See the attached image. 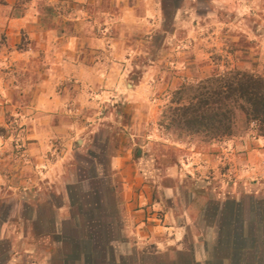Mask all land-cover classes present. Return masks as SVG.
<instances>
[{"label":"crops","instance_id":"obj_1","mask_svg":"<svg viewBox=\"0 0 264 264\" xmlns=\"http://www.w3.org/2000/svg\"><path fill=\"white\" fill-rule=\"evenodd\" d=\"M32 1L33 6L29 5L23 15L9 18L7 28L5 25L0 29L6 30L9 36L7 44L0 48V114L7 109L23 116V142L29 159L26 163H13L15 159L9 156V162L3 164L0 157V201L6 198L16 201L9 217L0 224V240L8 245L6 264H16L19 258L28 259V264H88L93 252L111 264H147L148 259H155V264H264V206L253 207L251 218H239L242 186L223 185L215 191L221 199L233 195L232 218L221 220L223 214L217 213L219 216L209 223L205 196L202 201L198 200V209L194 207L198 199L194 191H185L190 200L183 202L179 189L159 185L163 175L159 158L153 153L146 155L142 146L134 153L137 145L134 143L139 139L147 146L150 144L148 136L136 132L145 122L153 120L154 114L153 108L147 112L146 103L140 101L145 97L141 96L146 88L143 84L133 86L129 97L125 96L135 103L133 111L128 112L134 122L121 130L126 141L109 161L113 182L108 184L104 193L107 195L94 204L99 205L102 218L80 219L77 209L81 204L75 199L74 185L81 183V179L78 169H70L74 166L70 145L77 131L91 134L99 131L100 123H96L93 115L101 103L94 96L99 91L105 99L109 92L105 95L102 89L109 88L112 80L111 72L103 68L104 58L97 61L88 55L99 50L124 53L129 34L136 29L142 31L148 19L151 22L164 14V0H107L110 7L116 4L120 8L119 17L110 10L101 13L94 10L95 4L104 0H46L61 7L68 4L71 9L68 15L55 13L54 27L43 24L46 15L36 6V0ZM184 10L185 6L179 5L174 16L179 17ZM62 21L74 25L67 42L39 40L21 51L16 49L18 34L37 30L39 35L42 32L57 35ZM1 24L0 18V27ZM114 27L118 38L110 40L105 34ZM37 55L39 58L35 59ZM47 64L48 70L44 67ZM35 66L43 70L36 71ZM20 69L25 72L26 80L13 76ZM35 74H38L37 82ZM125 75L120 72L113 76L121 82ZM17 96L27 102L20 106ZM262 142L260 137L250 142L229 140L235 148L229 154L231 159L229 155L226 157L237 162L234 177H241L239 174L249 177L263 168ZM223 156L219 154L211 161L208 154L199 150L191 155L186 153L168 166L166 178L180 183L185 178L192 179L196 182L197 194L204 195L203 190L209 183L204 175L210 167L208 162L214 168L223 161ZM223 171H214L222 182L224 177L231 176ZM105 174V169H97L94 178H110L108 172ZM33 176L35 186L27 179ZM244 184L246 191L249 186L253 187L249 181ZM253 190L249 192L259 193L257 188ZM84 193L92 197L99 192L90 187ZM115 225L119 227L120 237L111 240L107 247L98 245L97 237L87 233L94 227Z\"/></svg>","mask_w":264,"mask_h":264},{"label":"rangeland","instance_id":"obj_2","mask_svg":"<svg viewBox=\"0 0 264 264\" xmlns=\"http://www.w3.org/2000/svg\"><path fill=\"white\" fill-rule=\"evenodd\" d=\"M8 1L0 0V18L2 20V28L0 27V29H3L5 25L7 28L9 18L23 15L30 8L29 5L33 6L34 3L32 0H10V3ZM36 3V6L46 15L43 17V24L48 27H54L57 24L54 18L55 13L60 12L62 15H68V11L71 10L68 4L66 7H61L57 3L52 4L46 0H36ZM168 5L171 15L168 17L165 14L159 15V17L153 18L151 22L148 19L142 31L136 29L128 35L125 44L128 48L123 51L124 53L99 50L98 53L88 55L91 58H96L97 61L100 60V57L101 60L104 58L102 61L105 63L103 68L105 72H111L112 80L109 88L102 89L105 95V92H109L105 99L101 97L102 94L99 91L96 93L97 96H94L96 101L101 103L100 109L93 115L97 119L96 123H100L99 131L95 134L77 131L78 133L73 135L74 138L70 145L74 157L72 161L74 166L70 169L72 171L78 169L81 179V183L74 185V196L78 201L77 203L81 204L80 207L78 206L77 214L79 216L81 213L80 219L82 220L102 218L101 211L98 210L99 205L94 206V204H98L103 196L107 195L104 193L107 192L108 184L110 181L113 182L112 175L114 173H109L110 158L117 154L121 149V144L126 141L121 130L134 122L130 113L133 111L132 105L135 103L132 104V98H129L130 100H126V98L129 97L128 92L134 88L133 86L140 84L146 87L141 92V96L145 97L144 99L141 98L140 101L146 103L147 112L153 108L154 114L153 120L145 122L141 130L138 129L136 132L143 137L144 135L148 136L150 144L147 146L142 139H139L137 143H134L137 145H134L133 149L135 153V150L138 151L142 146L145 149L142 151H146V155L150 156L153 153L159 158V165L163 172L159 179V185L179 189L183 202L190 200L188 191L196 192L195 195L198 198L194 205L196 209L199 208L198 200L202 201L205 196L207 199L206 220L209 223L213 222L215 216L220 215V213L223 214V216L220 215L221 220L232 218L233 195H227L221 199L215 192L223 185L228 188L231 185L233 187L238 185V188L240 186L243 188L239 218H251L254 216L253 207L264 206V162L261 165L263 168L257 170L255 174L249 177L239 174L241 177L237 178L234 177L237 162L231 161L229 155L235 148H232L229 140L250 142L254 138L260 137L264 141V137L258 135L255 129H242L238 131L235 137L214 141L203 136L180 137L174 129H166L164 125H161L162 113L169 104L172 93L183 85L197 83L217 71L222 73L234 69L264 77V0H216V2L187 0L185 3L181 0H168ZM179 5L185 6V10L180 13L179 17H175L174 13ZM80 8L81 6L77 7L78 10H81ZM72 9L74 10L75 6H72ZM94 10L97 13L110 10L112 14L118 17L120 15V8L116 4L110 7V2L107 0L96 3ZM115 25L118 26L117 22ZM58 26L59 33L57 35L44 32L39 35L37 30L32 31L33 33L22 32L18 34L19 43L15 45L16 49L21 51L39 40L67 42L71 37V30L74 29L73 23L62 21V24ZM114 30L115 27L105 36L109 37L110 40L111 38H118ZM8 39L7 31H0V48L7 44ZM37 58H39L38 55L35 59ZM44 67L48 70L50 65L47 64ZM34 68L36 71L43 70L42 67L39 69L35 66ZM100 69L102 70L101 67ZM4 72L9 73L10 71L4 70ZM120 72L126 73L121 82L113 76ZM24 73L20 69L14 72L13 76L23 81L26 80ZM38 79V74H35L36 82ZM16 102L23 106L27 99L17 96ZM128 112L130 113L128 114ZM23 120V116L13 112V110L5 109L0 114V128L5 129V132L0 135V157L3 164L9 162V156L13 157L11 159H15L13 163L15 161L26 163L29 160L23 142ZM88 123L92 122L88 121ZM261 145L264 147V142ZM198 150L208 154L211 161L212 158H218L219 154L225 155L223 161L214 168L211 162H208L210 167L206 169L204 175L207 177L206 182L209 183H205L207 187L203 190L204 195L197 194L196 182L192 179L185 178L184 182L180 183L179 180L166 178L168 166L185 157L186 153L191 155L193 151ZM241 153L239 151V154ZM4 169H8L7 166H4ZM97 169L98 171L105 169L106 174L108 172L111 175L110 178L95 179L94 174L97 173ZM217 169L220 171L223 169L222 173L231 174V176L224 177L222 182L214 174ZM231 169L233 172L230 173ZM34 177L27 179H31L35 184H30L35 186ZM246 181H249V185H253V187L249 186L251 190H245L244 183ZM254 186L259 192L258 194L249 192L256 189ZM90 187L91 190H96L99 193L92 195V197L84 193ZM115 187H118L117 183ZM221 201H223L222 205L219 204ZM15 202L10 198L0 201V224L9 217L10 208L14 207ZM89 204L91 207L85 209L84 207ZM256 212L255 214H257ZM87 233L97 237L98 245L101 247H107L111 244V240L120 237L119 227L116 225L94 227V230H89ZM4 249L7 252L8 245ZM5 255L7 258V253ZM155 262V259H148L146 263L155 264ZM16 264H28V259L19 258Z\"/></svg>","mask_w":264,"mask_h":264},{"label":"trees","instance_id":"obj_3","mask_svg":"<svg viewBox=\"0 0 264 264\" xmlns=\"http://www.w3.org/2000/svg\"><path fill=\"white\" fill-rule=\"evenodd\" d=\"M170 13L168 0H164V14L168 17ZM161 125L180 137L203 136L214 141L235 137L242 129H255L264 137V77L234 69L183 85L172 93ZM4 132L0 128V135ZM5 244L0 240V264L8 261ZM92 255L88 264H111Z\"/></svg>","mask_w":264,"mask_h":264}]
</instances>
